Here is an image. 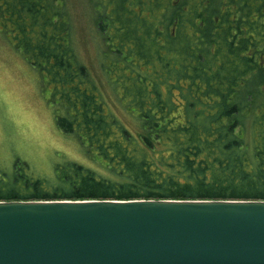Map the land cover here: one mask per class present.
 <instances>
[{
  "label": "trees",
  "instance_id": "trees-1",
  "mask_svg": "<svg viewBox=\"0 0 264 264\" xmlns=\"http://www.w3.org/2000/svg\"><path fill=\"white\" fill-rule=\"evenodd\" d=\"M100 70L67 0H0V28L51 87L57 123L104 171L0 169V199H264V0H88Z\"/></svg>",
  "mask_w": 264,
  "mask_h": 264
},
{
  "label": "water",
  "instance_id": "water-1",
  "mask_svg": "<svg viewBox=\"0 0 264 264\" xmlns=\"http://www.w3.org/2000/svg\"><path fill=\"white\" fill-rule=\"evenodd\" d=\"M0 264H264V199H0Z\"/></svg>",
  "mask_w": 264,
  "mask_h": 264
},
{
  "label": "rangeland",
  "instance_id": "rangeland-1",
  "mask_svg": "<svg viewBox=\"0 0 264 264\" xmlns=\"http://www.w3.org/2000/svg\"><path fill=\"white\" fill-rule=\"evenodd\" d=\"M79 59L96 74L114 112L132 129L135 121L123 111L115 93L105 87L99 47L88 0H67ZM105 84V86H104ZM52 90L0 28V169L12 172L25 163L34 174L50 178L57 165L76 162L104 171L103 164L76 134L57 123L59 102Z\"/></svg>",
  "mask_w": 264,
  "mask_h": 264
}]
</instances>
